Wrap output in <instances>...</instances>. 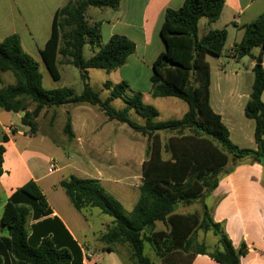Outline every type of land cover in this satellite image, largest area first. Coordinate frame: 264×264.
I'll return each mask as SVG.
<instances>
[{"label":"trees","instance_id":"16d2710c","mask_svg":"<svg viewBox=\"0 0 264 264\" xmlns=\"http://www.w3.org/2000/svg\"><path fill=\"white\" fill-rule=\"evenodd\" d=\"M120 0H66L52 20L51 33L40 51L42 62L54 81L59 79L56 57L75 67L82 82V92L75 95L70 88L46 90L38 62L22 48L16 34L0 41V74L10 73L14 83L4 85L0 78V108L22 114L21 125L30 134L37 132L41 111L65 105L88 104L97 107L108 121L126 124L145 135L141 165L142 182L137 200L129 212L101 185L91 178L68 176L60 182L70 205L81 212L97 209L111 218L108 231L100 241L104 251L125 249L131 264H191L198 256H207L218 264H240L247 253L242 244L235 250L222 223L215 222L212 210L204 199L217 187L229 157L249 158L264 167V66L255 63L253 81L244 115L254 122L256 148L234 145L221 117L210 107V67L206 55H222L227 39L224 29L198 36V22H216L224 0H185L178 9H166L158 28L164 50L152 64L150 96L175 98L187 105L186 113L175 120L156 121L158 111L142 101L140 92H133L125 82L109 81L104 87L109 95L100 99L89 84L88 70L106 73L123 66L135 51L128 38L113 35L101 42L98 24L89 25L88 8L115 10ZM241 40L231 49L233 57L250 56L259 48L264 52V12L242 27ZM88 46L91 56L83 57ZM127 92L131 95L127 96ZM124 104L116 110L111 103ZM133 112L143 124L130 119ZM187 130L189 134H184ZM174 133L169 140H160L158 133ZM67 139L74 137L71 123L64 126ZM0 144V176L2 175L3 143ZM164 155H168L164 158ZM234 167L230 169L232 171ZM198 203L199 209L181 213L180 208ZM48 203L37 184L29 181L15 191L4 206L0 217V264H82L81 251L64 225L50 217ZM29 220L30 233L27 230ZM157 224L162 228L157 229ZM211 233L217 239L213 248L197 241L198 233ZM151 255H150V254Z\"/></svg>","mask_w":264,"mask_h":264},{"label":"crops","instance_id":"0c3cea01","mask_svg":"<svg viewBox=\"0 0 264 264\" xmlns=\"http://www.w3.org/2000/svg\"><path fill=\"white\" fill-rule=\"evenodd\" d=\"M184 1L120 0L115 10L92 7L87 9L86 20L89 25L98 24L102 43H106L113 35H121L135 45V51L128 57L126 63L115 70L118 73L123 71L124 76L121 82H125L131 87L130 78L141 79L143 77L147 84V92L150 91L153 61L164 50L158 35L163 13L166 9H178ZM65 3L66 0H0V41L9 35H18L24 51L38 62L40 74L41 69L47 71L42 62L40 51L50 36L55 12ZM262 12H264V0H224V7L219 19L213 23L207 21L202 30V35L208 31L221 29L227 33L224 51L222 55L216 57L218 64L229 66L238 61L233 57L231 49L241 40L242 27L254 21ZM230 37L232 39L229 43ZM247 57L250 58L248 70L252 72L256 57L252 51ZM65 61L60 56L56 57V69L59 74L57 81L62 79L64 70L71 66ZM208 64L212 111L221 117L234 145L239 148L255 149L254 122L245 115L242 121L241 118L238 120L236 116L238 110L243 109L244 113V107L249 97V95L243 97L237 90L236 77L238 75L240 77L242 72L231 74L235 77V89H225L224 82L231 79L227 76V72L213 73L209 61ZM262 66H264V61H262ZM144 69L146 70L145 75L142 74ZM90 70H88V76H90ZM104 73L105 82L109 81L116 85L110 81V74ZM6 77L5 73L0 74L3 84L11 85ZM141 94L142 100H144V93L141 92ZM156 99H163L174 110H181L180 117L177 119H180L188 109H183L181 104L172 102L171 97ZM262 100H264V95H262ZM21 117V113L6 112L0 108V144L2 138L7 137V141L3 143V172L0 176V217L12 194L29 181H33L48 203L51 211L50 217L58 218L77 243L82 254V264H131L127 259L125 249L121 250L117 246L114 248V252L104 251L106 246L100 241V238L107 233L111 220H104L100 227L96 228L89 221L94 216L92 212L87 213V210L90 209L81 212L74 210L60 188V182L70 175L96 179L100 181L101 185L105 182L114 184L117 182H109L99 176L100 172L97 170V173L90 166L89 162L92 163V158H86L88 162L83 163L77 152L67 154L65 148L55 142L50 135L38 132L30 134L29 129L21 125ZM140 121L142 120L140 119ZM70 123L74 135L72 140L84 142L94 130L89 119L82 120L79 126L72 118ZM184 134H189V132L185 130ZM158 135L160 140H169L175 136L174 133L168 132H160ZM63 140L67 139L63 138ZM228 157V164L224 168L217 187L204 199V203L212 210L213 220L223 224L224 231L233 248L237 250L242 244L246 246L247 253L240 258V264H264V167L252 162L249 158L232 160V156ZM51 161L56 164L57 169L54 172L48 171ZM143 161L144 158L140 160V166ZM232 167L234 168L230 171ZM124 176H126L124 188L128 189L124 194L131 196L132 200L135 198L132 201L133 207L138 197V187L142 182L141 173L136 186L130 184V173ZM110 194L120 199L115 194ZM191 211L193 209L180 212ZM33 223L32 220H29L27 227L29 233L30 225ZM157 229H161L158 228V224ZM2 235L5 234L0 232V236ZM198 239L202 240L203 236ZM205 242L209 247H214L217 239L214 236L212 238L207 236ZM153 261L154 264H158L154 258ZM191 264L218 263L207 256L198 255Z\"/></svg>","mask_w":264,"mask_h":264},{"label":"rangeland","instance_id":"374dc122","mask_svg":"<svg viewBox=\"0 0 264 264\" xmlns=\"http://www.w3.org/2000/svg\"><path fill=\"white\" fill-rule=\"evenodd\" d=\"M205 24H207V20L201 19L198 25L199 37L202 36V30ZM231 39L232 38L230 37L229 43L231 42ZM252 53L256 57V62L259 59L264 61V52H261L259 48L253 49ZM90 56L91 51L88 46H85L83 48V57L88 59ZM206 60L207 62L209 61L213 73L225 71L227 72V76L231 78L227 82H224L223 86L225 89H235V77L231 74H234L235 72H242L240 77L239 75L236 77L237 90L243 95V97L249 95L253 81V74L248 70L250 63L249 57L246 56L238 59V61L229 66L227 64H218L216 57L210 54L206 55ZM90 72L89 84L94 91L99 93L100 99L104 100L109 95V90L104 87L105 73L104 71L97 69H91ZM115 72L116 71L109 73L111 79L110 81L112 83L118 84L122 81L124 73L123 71H120L119 73ZM41 74L43 76L42 86L46 90L66 87L72 89L75 95H79L82 92V82L80 80L79 72L73 66H69L64 70L62 79L60 81H54L50 74L44 69H41ZM142 74H146L145 69ZM5 76H7L6 78H8V81H10L11 84L14 83V78L10 73H5ZM130 79V90L133 92L140 90L142 93H144V100L142 101L147 105L149 104L153 106L159 111V116L156 119L157 121H166L180 117L181 110H174V108H171L165 101H163V99H154L150 96L149 92H147V84L144 82L143 77L141 79ZM130 95L131 93L127 92V96ZM170 100L177 104H181L183 109H187V105L184 102L175 98H171ZM111 105L116 110H121L124 107V104L120 100H114ZM236 116L238 120L241 118L242 121L245 118L243 109L238 110ZM71 118L75 120L78 126L81 125L82 120L86 119H89L94 126V130L91 131L90 136H88L84 142L82 140L67 139L64 133V126L68 120L71 121ZM130 119L134 122L143 124V122L140 121V119L133 112L130 113ZM37 124V132L50 135V137L55 142H57L61 147L65 148L67 154H74L77 152V155L79 154V157L83 163L88 162L86 161V158H92V163L89 162L90 166H92L94 171L97 172L98 170L100 172L99 176L103 177V179L108 180L109 182H117L116 184L105 182L102 184L103 187L109 193H113L120 198L116 199L121 203L126 212H129L132 209V201H134L135 198L132 200L131 196L124 194L126 191H128V189L126 190L124 188V185L126 184V176L124 175L130 173L131 185L136 186V184L139 183L138 176L141 173V166L139 163L141 159L145 158V148L149 144L145 135L132 130L126 124L116 121H108L97 107H93L88 104H81L77 106L65 105L61 107L45 109L39 114L37 118ZM63 138H66L67 140H63ZM165 156L168 155H164V158H166ZM232 160L235 159L233 158ZM192 209H199L198 203H195L189 207L180 208L179 211H188ZM89 212L94 214V216L90 218L89 221L94 224L96 228H99L104 220H111L110 217L102 215L97 209H90L89 211L87 210V213ZM158 228H162V225L158 224ZM206 235L209 238H212L213 236L211 233L204 234L199 232L197 241L206 244ZM202 236L203 239L199 240L198 238ZM118 248L123 250V248H120L119 246Z\"/></svg>","mask_w":264,"mask_h":264},{"label":"built area","instance_id":"2783aa9c","mask_svg":"<svg viewBox=\"0 0 264 264\" xmlns=\"http://www.w3.org/2000/svg\"><path fill=\"white\" fill-rule=\"evenodd\" d=\"M56 169H57V168H56V164H55L53 161H51V162L49 163V166H48V171H49V172H54Z\"/></svg>","mask_w":264,"mask_h":264},{"label":"water","instance_id":"95a60500","mask_svg":"<svg viewBox=\"0 0 264 264\" xmlns=\"http://www.w3.org/2000/svg\"><path fill=\"white\" fill-rule=\"evenodd\" d=\"M262 61L259 59L258 61H257V63H261ZM22 115V114H21Z\"/></svg>","mask_w":264,"mask_h":264}]
</instances>
